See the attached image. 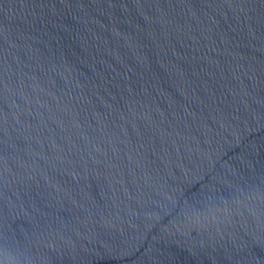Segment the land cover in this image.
Segmentation results:
<instances>
[{"label": "water", "instance_id": "water-1", "mask_svg": "<svg viewBox=\"0 0 264 264\" xmlns=\"http://www.w3.org/2000/svg\"><path fill=\"white\" fill-rule=\"evenodd\" d=\"M0 264H264V0H0Z\"/></svg>", "mask_w": 264, "mask_h": 264}]
</instances>
